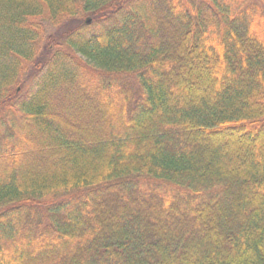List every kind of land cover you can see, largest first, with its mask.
Masks as SVG:
<instances>
[{"label": "trees", "instance_id": "trees-1", "mask_svg": "<svg viewBox=\"0 0 264 264\" xmlns=\"http://www.w3.org/2000/svg\"><path fill=\"white\" fill-rule=\"evenodd\" d=\"M0 264H264V0H0Z\"/></svg>", "mask_w": 264, "mask_h": 264}, {"label": "rangeland", "instance_id": "rangeland-1", "mask_svg": "<svg viewBox=\"0 0 264 264\" xmlns=\"http://www.w3.org/2000/svg\"><path fill=\"white\" fill-rule=\"evenodd\" d=\"M86 15L77 17L73 20L68 21L65 24H62L60 26L57 27H51L48 25L44 26V34L41 37V39L39 40V44L41 46H43L45 44V46L49 43H52V39L55 40V42L59 41L62 42L64 40V32L68 29L71 28L72 26H74V24H76L77 21H84L85 20Z\"/></svg>", "mask_w": 264, "mask_h": 264}, {"label": "water", "instance_id": "water-1", "mask_svg": "<svg viewBox=\"0 0 264 264\" xmlns=\"http://www.w3.org/2000/svg\"><path fill=\"white\" fill-rule=\"evenodd\" d=\"M89 21H90V19H89V18H86V19H85V22H89Z\"/></svg>", "mask_w": 264, "mask_h": 264}]
</instances>
